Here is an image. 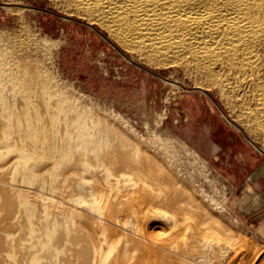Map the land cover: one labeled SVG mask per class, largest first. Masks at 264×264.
<instances>
[{
    "label": "bare ground",
    "instance_id": "obj_1",
    "mask_svg": "<svg viewBox=\"0 0 264 264\" xmlns=\"http://www.w3.org/2000/svg\"><path fill=\"white\" fill-rule=\"evenodd\" d=\"M73 1L155 64L251 87L247 118L264 133V0ZM18 40L0 32V264H190L195 246L205 260L191 226L154 236L208 215L170 169L174 139L94 114L42 68L40 44Z\"/></svg>",
    "mask_w": 264,
    "mask_h": 264
},
{
    "label": "rangeland",
    "instance_id": "obj_2",
    "mask_svg": "<svg viewBox=\"0 0 264 264\" xmlns=\"http://www.w3.org/2000/svg\"><path fill=\"white\" fill-rule=\"evenodd\" d=\"M73 3L0 0V32L13 43L40 44L42 68L56 85L77 92L94 114L114 116L141 141L152 134L174 139L170 169L208 215L195 212L185 227H155L156 238L192 227L210 241L205 260L195 246L190 264H264V133L247 118L253 105L243 93L251 87L223 75L218 86L172 61L155 64Z\"/></svg>",
    "mask_w": 264,
    "mask_h": 264
},
{
    "label": "crops",
    "instance_id": "obj_3",
    "mask_svg": "<svg viewBox=\"0 0 264 264\" xmlns=\"http://www.w3.org/2000/svg\"><path fill=\"white\" fill-rule=\"evenodd\" d=\"M261 200L264 202V187H262V191L260 193Z\"/></svg>",
    "mask_w": 264,
    "mask_h": 264
},
{
    "label": "water",
    "instance_id": "obj_4",
    "mask_svg": "<svg viewBox=\"0 0 264 264\" xmlns=\"http://www.w3.org/2000/svg\"><path fill=\"white\" fill-rule=\"evenodd\" d=\"M261 151H262V152H264V150H263V149H261Z\"/></svg>",
    "mask_w": 264,
    "mask_h": 264
}]
</instances>
